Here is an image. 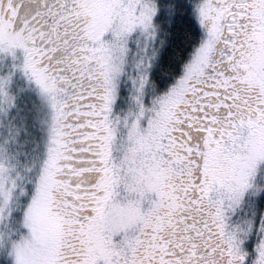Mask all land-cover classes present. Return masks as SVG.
Instances as JSON below:
<instances>
[{"label":"snow or ice","instance_id":"obj_1","mask_svg":"<svg viewBox=\"0 0 264 264\" xmlns=\"http://www.w3.org/2000/svg\"><path fill=\"white\" fill-rule=\"evenodd\" d=\"M0 264H264V0H0Z\"/></svg>","mask_w":264,"mask_h":264}]
</instances>
